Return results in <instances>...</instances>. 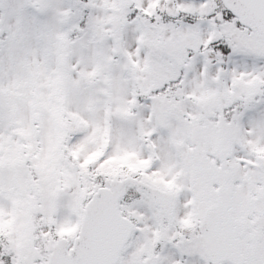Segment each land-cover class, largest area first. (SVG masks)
I'll return each instance as SVG.
<instances>
[{"label": "snow or ice", "instance_id": "obj_1", "mask_svg": "<svg viewBox=\"0 0 264 264\" xmlns=\"http://www.w3.org/2000/svg\"><path fill=\"white\" fill-rule=\"evenodd\" d=\"M0 264H264V0H0Z\"/></svg>", "mask_w": 264, "mask_h": 264}]
</instances>
